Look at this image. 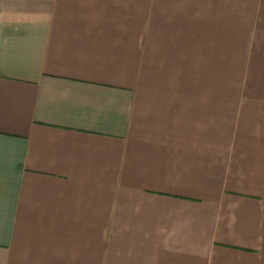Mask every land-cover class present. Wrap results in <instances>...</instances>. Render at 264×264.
I'll use <instances>...</instances> for the list:
<instances>
[{"label": "crops", "instance_id": "obj_1", "mask_svg": "<svg viewBox=\"0 0 264 264\" xmlns=\"http://www.w3.org/2000/svg\"><path fill=\"white\" fill-rule=\"evenodd\" d=\"M0 264H264V0H0Z\"/></svg>", "mask_w": 264, "mask_h": 264}]
</instances>
